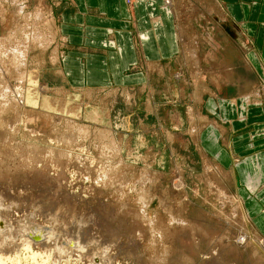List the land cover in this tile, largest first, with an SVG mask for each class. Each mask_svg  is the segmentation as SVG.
<instances>
[{
	"label": "rangeland",
	"instance_id": "rangeland-1",
	"mask_svg": "<svg viewBox=\"0 0 264 264\" xmlns=\"http://www.w3.org/2000/svg\"><path fill=\"white\" fill-rule=\"evenodd\" d=\"M136 1H126L129 9L141 5ZM167 1L151 4L149 18L158 24L156 12L168 9L164 13L178 27L176 57L157 64L144 87L85 88L62 77L59 2L0 0L4 264H264V238L237 208L233 172L204 152L197 134L212 120L204 119L208 97L242 95V112L251 105L264 109V67L255 79L241 55L236 61L237 50L252 48V41L239 26L223 22L217 0H171L169 8ZM22 3L29 23L17 14ZM183 6L189 8L184 13ZM38 35L46 40L43 47L31 41ZM14 49L25 52L24 66ZM212 62L222 69H210ZM193 109L197 115L190 119ZM230 137L223 136L224 144ZM77 229L89 251L79 259L57 258L40 241L26 250L20 241L35 230H52L56 243L69 248ZM102 247L106 263L98 256Z\"/></svg>",
	"mask_w": 264,
	"mask_h": 264
},
{
	"label": "crops",
	"instance_id": "crops-1",
	"mask_svg": "<svg viewBox=\"0 0 264 264\" xmlns=\"http://www.w3.org/2000/svg\"><path fill=\"white\" fill-rule=\"evenodd\" d=\"M57 1L54 10L57 32L65 42L60 70L63 79L72 86L144 87L157 64L173 60L179 53L178 27L164 13L168 9L155 10L158 24L149 18L151 4L157 6L163 0H137L141 5L132 10L127 0ZM168 1L169 8L171 0ZM216 2L222 8L219 16L226 20L223 22L236 26L237 30L240 27L252 41V48L237 50L240 54L236 61L242 56L253 77H261L264 0ZM212 63L210 69H222ZM242 99V95L232 99L208 97L202 104L208 113L204 119L208 122V117H212V120L197 134L202 138L204 152L233 172L242 209L258 235L264 238V109L251 105L246 113L242 112ZM247 114V120L243 119ZM218 121L224 125L218 126ZM224 131L231 135L227 144L223 142Z\"/></svg>",
	"mask_w": 264,
	"mask_h": 264
},
{
	"label": "bare ground",
	"instance_id": "bare-ground-1",
	"mask_svg": "<svg viewBox=\"0 0 264 264\" xmlns=\"http://www.w3.org/2000/svg\"><path fill=\"white\" fill-rule=\"evenodd\" d=\"M8 1V0H7ZM183 1V0H182ZM185 1V0H184ZM13 3V2H12ZM16 3H17V1H16ZM4 4V3H3ZM9 4V3H8ZM23 4V3H22ZM2 5V4H1ZM12 5V4H11ZM15 5V4H14ZM17 5V4H16ZM167 5H169V1H167ZM25 5L23 4V5H19V7L17 6V8H16V10H17V14H18V16L21 18V19H23V20H26L27 21V23H29V13H27L26 15H25V13H24V9H25V7H24ZM190 6H193L192 4H190ZM6 7H7V5H6ZM186 8L187 9H189L187 6H183V13H184V11H186ZM193 8H195V6L193 7ZM7 9V8H6ZM195 10V9H194ZM190 11H191V9H190ZM3 12V11H2ZM4 14H5V12H3ZM36 14H35V17H34V19L36 20L37 19V17H39V14L37 13V12H35ZM190 13V12H189ZM192 15V14H191ZM20 19V20H21ZM31 17H30V22H31ZM2 23V22H1ZM25 23V22H24ZM27 23L25 24V26H27ZM37 28V27H36ZM35 27H34V29H36ZM19 31V30H18ZM39 32V31H38ZM34 33V32H33ZM28 37V36H27ZM47 40H49V39H47ZM31 41H36V43H39V46H41V47H43V44H45V43H43L44 41H46L45 39H44V36L42 35V36H36V37H32L31 38ZM31 43V42H30ZM35 43V44H36ZM2 45H4V44H2V42H0V46H2ZM25 45V44H24ZM27 47V46H26ZM47 47V46H46ZM21 47H19V49H20ZM26 50V49H25ZM3 51V50H2ZM11 50H9V51H7L6 50V52H10ZM12 53L13 54H15L16 56H18V62H16V63H19L18 65L20 66H22L23 64L25 65V52L23 51V50H12ZM7 54V53H6ZM10 54V53H9ZM55 54V53H54ZM13 56V55H12ZM56 56V55H55ZM27 58V57H26ZM59 58V57H58ZM13 59V58H12ZM56 60V59H55ZM54 60V61H55ZM53 61V60H52ZM23 65V66H24ZM2 66V65H1ZM20 68V67H19ZM3 69V68H2ZM16 70V69H15ZM20 70V69H19ZM22 73V72H21ZM15 74V73H14ZM8 75V74H7ZM25 78V77H24ZM22 82H23V80H22ZM20 84V83H19ZM26 84V83H25ZM21 87V86H20ZM43 89V88H42ZM19 90V89H18ZM22 90V89H21ZM44 90V89H43ZM45 91H47V89L45 90ZM17 92V91H16ZM44 93V92H43ZM2 95V94H1ZM26 95V94H25ZM15 96V95H14ZM259 98V97H258ZM248 99V98H247ZM49 100V99H48ZM15 101V100H14ZM53 103V102H52ZM17 105H19V104H17ZM194 110V109H193ZM191 110L190 111V114H189V116H190V119H194L195 118V116L197 115V112H196V110ZM191 121V120H190ZM79 128V127H78ZM83 129H85V128H83ZM101 129V128H100ZM192 131V130H191ZM103 135V134H102ZM101 138V137H100ZM169 139V138H168ZM104 145V144H103ZM31 147V146H30ZM29 148V147H28ZM114 148V147H113ZM37 149V148H36ZM112 150V149H111ZM97 156V155H96ZM204 164V163H203ZM124 165V164H123ZM107 169V168H106ZM118 170V169H117ZM208 171V170H207ZM148 172V171H147ZM150 174V173H149ZM155 174V173H154ZM158 176V175H157ZM149 177H151L152 178V176L150 175ZM155 181V180H154ZM102 182V181H101ZM150 182V181H149ZM178 183V182H177ZM213 185V184H212ZM103 187V186H102ZM209 187H211V186H209ZM140 189H141V187H140ZM168 190V189H167ZM166 190V191H167ZM165 191V190H164ZM139 193V192H138ZM216 194L218 195V196H220V197H222V198H224V199H226V202H231L230 201V199H232V198H229V196H227V195H225L223 192H221V190L219 191V190H216ZM215 195V194H214ZM137 198H138V196H136ZM140 197H141V195H140ZM160 197H161V195H160ZM214 197H216V196H214ZM134 198V197H133ZM136 201V200H135ZM172 201V200H171ZM234 201V200H233ZM235 201L237 202V208H238V210H241V211H243V213L245 214V212H244V210L242 209V204H241V201H240V199L239 198H236L235 199ZM225 202V201H224ZM235 203V202H234ZM162 204V203H161ZM229 204V203H228ZM159 205V204H158ZM1 207V206H0ZM159 207V206H158ZM222 207V206H221ZM235 207V206H234ZM233 207V208H234ZM161 208V207H160ZM179 208V207H178ZM181 208V207H180ZM236 209V208H235ZM223 210V209H222ZM181 211V210H180ZM232 211H234V210H232ZM5 212V211H4ZM171 212V211H170ZM181 213V212H180ZM229 213V212H228ZM232 213V212H231ZM235 213V212H234ZM242 213V212H241ZM1 214V213H0ZM175 214H177V213H175ZM175 214H173V216L175 215ZM48 215V214H47ZM171 215V214H170ZM178 215V214H177ZM234 215V214H233ZM5 216V215H4ZM214 216V215H213ZM55 217V216H54ZM222 217V216H221ZM6 218V217H5ZM145 218V217H144ZM180 218V217H179ZM2 219V218H1ZM0 219V220H1ZM7 219V218H6ZM6 219H4L5 220V222H6ZM53 219V218H52ZM142 219H143V217H142ZM175 219V217H173V219L172 220H174ZM8 221V220H7ZM28 221H30V220H28ZM56 221V220H55ZM23 222V221H22ZM27 222V221H26ZM57 222V221H56ZM171 222V221H170ZM174 222H177V219L176 220H174ZM179 222V221H178ZM50 223V222H49ZM54 223V222H53ZM58 223V222H57ZM154 224V223H153ZM19 225V224H18ZM61 225V224H60ZM0 226H2V224L0 223ZM27 226H28V224H27ZM30 226V225H29ZM49 226V225H48ZM59 226V225H58ZM16 227H17V225H16ZM60 227V226H59ZM78 227V226H77ZM182 227V226H181ZM11 228V227H10ZM13 228V227H12ZM54 228V227H53ZM16 229V228H15ZM52 229V228H51ZM62 229H64L63 227H62ZM78 229H79V227H78ZM77 229V235L78 236H76V237H74V238H72L73 240H72V243H70V249L68 248V247H66V246H60V244H58V243H56V241H55V239L54 238H52V236H53V234H54V232H52V230H51V232H44V231H41V230H35L34 231V235L31 237V236H29V237H21L20 238V241L21 242H23V245L24 246H26V248H24V249H26V250H29V245H28V243H33V241H40V243L39 244H41L42 245V247L43 246H45V247H51V248H53V249H55V252H56V257L57 258H62L63 259V257L65 258H67L69 255L70 256H75V257H78V259L80 258L79 257V254L81 253V254H84L85 255V253H89V251H88V249H87V245L85 244V243H83V240L80 242V239L78 238L79 237V234L81 233L79 230ZM25 230H27L28 232L30 231V232H33V230H31V229H29V228H25ZM54 230H55V228H54ZM5 231V230H4ZM66 231V230H65ZM156 232V231H155ZM65 233V232H64ZM68 233V232H67ZM71 233H73V231L71 232ZM8 234V233H7ZM5 235H6V233H5ZM5 235L3 234V235H0V245H4L7 241L4 239V237H5ZM11 235V234H10ZM13 235V234H12ZM11 235V236H12ZM83 235V234H82ZM73 236V235H72ZM9 237V236H8ZM155 237V236H154ZM29 238L31 239V241L29 240ZM66 238H69V237H67L66 236ZM82 238H83V236H82ZM40 239H45L44 241H41ZM71 239V238H70ZM109 239V238H108ZM105 240V239H104ZM66 241V240H65ZM13 242V241H12ZM58 242V241H57ZM160 242V241H159ZM19 243V242H18ZM65 243H67V242H65ZM7 244V243H6ZM21 244V243H20ZM37 244V243H36ZM97 244V243H96ZM95 244V245H96ZM23 245H21V246H23ZM11 246V245H10ZM68 246V245H67ZM19 247H20V245H19ZM74 247V248H73ZM101 247V246H100ZM9 249V248H8ZM18 249V248H17ZM42 249H44V248H42ZM25 250V251H26ZM98 250H99V248H98ZM97 249H96V251H98ZM6 251V250H5ZM19 251V250H18ZM17 251V252H18ZM50 251H52V250H50ZM46 252V251H45ZM105 252H106V248H101L99 251H98V256L101 258V261H103L104 263H106V262H108V260H109V257L108 256H106L105 255ZM7 253V252H6ZM27 253V252H26ZM94 253L95 252H92L91 251V255H94ZM1 254V253H0ZM8 254V253H7ZM28 254V253H27ZM16 255V254H15ZM29 255V254H28ZM27 255V256H28ZM30 255H32L33 256V254H30ZM36 255V254H35ZM17 256V255H16ZM85 256H87V255H85ZM84 256V257H85ZM25 257V256H24ZM83 257V258H84ZM18 258V257H17ZM29 258H30V256H29ZM31 258H33V257H31ZM43 258V257H42ZM48 258V257H47ZM88 258H89V256H88ZM2 258H1V256H0V264H4L5 262H3L2 260H1ZM3 259H6V258H3ZM12 259V258H11ZM61 259V260H62ZM69 259V258H68ZM12 260H14L15 261V259L13 258ZM26 260V259H25ZM39 260V259H38ZM56 260V258L54 259V261ZM86 260V259H85ZM89 260H90V258H89ZM13 261V262H14ZM36 261V260H35ZM47 261H48V259H47ZM56 261H58V260H56ZM55 261V262H56ZM67 260H65V262H66ZM70 261V260H69ZM92 261V260H91ZM91 261L89 262V263H91ZM19 262V261H18ZM22 262V261H21ZM38 262V261H37ZM41 262V261H40ZM52 262H53V260H52ZM59 262V261H58ZM7 263V262H6ZM24 263V262H23ZM34 263V262H33ZM18 264V263H17ZM20 264V263H19ZM26 264V263H25ZM35 264H37V263H35ZM39 264V263H38ZM46 264V263H45ZM60 264V263H59Z\"/></svg>",
	"mask_w": 264,
	"mask_h": 264
}]
</instances>
